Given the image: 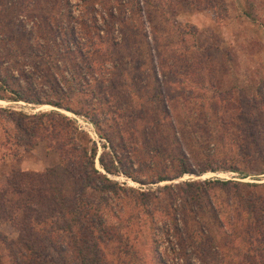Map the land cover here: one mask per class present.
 Masks as SVG:
<instances>
[{
	"label": "rangeland",
	"instance_id": "374dc122",
	"mask_svg": "<svg viewBox=\"0 0 264 264\" xmlns=\"http://www.w3.org/2000/svg\"><path fill=\"white\" fill-rule=\"evenodd\" d=\"M155 65L161 67L158 79ZM0 87L6 97L13 88L61 103L0 99L1 107L15 111L56 110L72 118L97 146V169L105 172L99 156L109 152L120 162L108 176L150 193L145 207L126 198L107 206L105 217L117 230L105 241L110 260H264V232L254 223L251 233L243 230L250 222L245 213L239 217L235 205L227 206L234 196L214 188L196 212L180 189L160 192L191 180L264 183V0H0ZM15 121L10 119L11 132ZM15 139L25 143L23 135ZM21 149L24 170L43 171L59 162L42 140ZM182 160L193 173L178 175ZM204 167L216 170L199 175ZM160 175L169 179L154 182ZM175 203L185 211L175 215L178 230ZM0 234L10 239L17 232L1 222ZM251 236L259 250L249 251ZM198 242L207 249L201 259ZM47 256V264H64L50 249ZM0 259L10 264L1 238Z\"/></svg>",
	"mask_w": 264,
	"mask_h": 264
},
{
	"label": "trees",
	"instance_id": "16d2710c",
	"mask_svg": "<svg viewBox=\"0 0 264 264\" xmlns=\"http://www.w3.org/2000/svg\"><path fill=\"white\" fill-rule=\"evenodd\" d=\"M155 67L153 74L158 79L161 77V67ZM3 82L7 84L4 80ZM11 94V97L0 94V99L62 106L59 102L24 96L18 89L12 88ZM10 119L16 120L14 132L10 129ZM1 135L0 162L6 165V169H0V176L4 175V180H0V223L9 222L17 232L16 237L10 239L0 234L9 252L10 264H47V249L56 253L64 264H120L110 260L106 251L105 241H110L117 230L114 225L108 223L105 210L107 206L111 209L123 198L130 200L135 206L145 207L150 193L123 187L108 176L118 171L115 164L120 161L117 157L103 151L99 162L105 172L97 169L96 144L72 118L56 110L28 114L0 106ZM12 135L25 136V143H22V139L11 140ZM41 140L59 155V162L43 171L22 169L19 148L28 150ZM188 166L182 160L178 175L193 173ZM227 169L239 170L237 167ZM208 170L216 169L204 167L198 174ZM123 172L137 182H144L127 171ZM167 179V176L160 175L154 182ZM214 188H221L235 197L233 204L227 203V206L235 205L239 217L245 213L250 222L243 226L244 231L248 229L251 233V223H254L258 232H264V183H241L218 178L191 180L177 185H165L161 187L160 192L173 193L174 190L180 189L181 197L185 201H193L196 205L194 210L199 212L203 198ZM156 197L153 195L154 199ZM179 210L185 212L183 207L175 203L171 216L176 230L178 228L175 215ZM183 234L179 235L182 240L185 239ZM255 240L256 237L253 236L247 240L252 245L249 251L251 248L256 249V246L253 247ZM198 247L199 251L195 253L201 259L200 251L207 249L199 242ZM154 250L155 253L158 252L155 247ZM183 253L186 255V250ZM260 254L264 256V249ZM260 261L263 264L264 260L260 258L258 264H261Z\"/></svg>",
	"mask_w": 264,
	"mask_h": 264
},
{
	"label": "crops",
	"instance_id": "0c3cea01",
	"mask_svg": "<svg viewBox=\"0 0 264 264\" xmlns=\"http://www.w3.org/2000/svg\"><path fill=\"white\" fill-rule=\"evenodd\" d=\"M245 16V15H244ZM245 17H247V16H245Z\"/></svg>",
	"mask_w": 264,
	"mask_h": 264
}]
</instances>
